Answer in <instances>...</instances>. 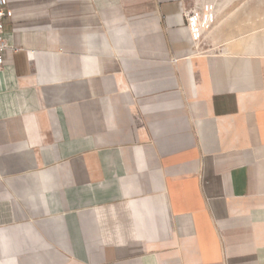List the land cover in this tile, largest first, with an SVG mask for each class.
I'll use <instances>...</instances> for the list:
<instances>
[{
    "label": "crops",
    "instance_id": "0c3cea01",
    "mask_svg": "<svg viewBox=\"0 0 264 264\" xmlns=\"http://www.w3.org/2000/svg\"><path fill=\"white\" fill-rule=\"evenodd\" d=\"M8 9L0 264H264V7Z\"/></svg>",
    "mask_w": 264,
    "mask_h": 264
},
{
    "label": "rangeland",
    "instance_id": "374dc122",
    "mask_svg": "<svg viewBox=\"0 0 264 264\" xmlns=\"http://www.w3.org/2000/svg\"><path fill=\"white\" fill-rule=\"evenodd\" d=\"M185 3L189 12L188 16L192 14L197 19L202 18L204 15L208 16L209 22L207 21V25H205V34L214 35L213 38L218 37L221 32L220 24H222L223 33V19L234 13L236 7L243 8L245 20L251 17L249 14L253 8L264 7V0H185ZM228 31L231 30L228 29Z\"/></svg>",
    "mask_w": 264,
    "mask_h": 264
},
{
    "label": "built area",
    "instance_id": "2783aa9c",
    "mask_svg": "<svg viewBox=\"0 0 264 264\" xmlns=\"http://www.w3.org/2000/svg\"><path fill=\"white\" fill-rule=\"evenodd\" d=\"M9 15L8 0H0V67L3 66L4 53L9 48L4 38L3 20Z\"/></svg>",
    "mask_w": 264,
    "mask_h": 264
},
{
    "label": "bare ground",
    "instance_id": "6f19581e",
    "mask_svg": "<svg viewBox=\"0 0 264 264\" xmlns=\"http://www.w3.org/2000/svg\"><path fill=\"white\" fill-rule=\"evenodd\" d=\"M199 18V17H198ZM190 19H191V27L194 29L196 35H200L199 33L202 31H205V25H207V21H208V16L204 15L202 16V18L197 19L194 15H190ZM209 22V21H208ZM209 25V24H208ZM220 27V26H219ZM214 29V28H213ZM206 32V31H205ZM214 33V31H213ZM212 33V34H213ZM214 37V35H212Z\"/></svg>",
    "mask_w": 264,
    "mask_h": 264
}]
</instances>
